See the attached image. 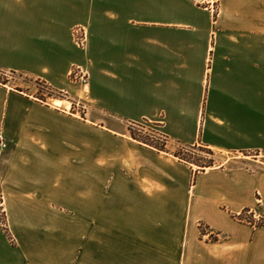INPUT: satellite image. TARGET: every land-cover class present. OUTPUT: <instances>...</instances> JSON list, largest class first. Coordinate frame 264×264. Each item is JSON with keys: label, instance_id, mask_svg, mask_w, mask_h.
<instances>
[{"label": "crops", "instance_id": "obj_1", "mask_svg": "<svg viewBox=\"0 0 264 264\" xmlns=\"http://www.w3.org/2000/svg\"><path fill=\"white\" fill-rule=\"evenodd\" d=\"M213 7L0 0V71L19 76L0 83V264H264V226L234 219H264V0ZM144 123L234 158L197 171L133 139Z\"/></svg>", "mask_w": 264, "mask_h": 264}, {"label": "rangeland", "instance_id": "obj_2", "mask_svg": "<svg viewBox=\"0 0 264 264\" xmlns=\"http://www.w3.org/2000/svg\"><path fill=\"white\" fill-rule=\"evenodd\" d=\"M220 0H213V12L215 13V15L217 14V4ZM76 40V38H75ZM0 79H7V77H10L12 79H19V76L17 75H13V74H5L2 71H0ZM23 80H16L17 82L21 83V82H32V86L33 88L31 89L32 93H35L40 99L46 100L49 97H63L60 93H56L53 92L49 87H47L46 85H44L41 82L38 81H34V80H30L28 78L23 77ZM77 87L81 90L82 87L80 86V84L77 83ZM87 87V86H86ZM87 90L86 88L84 89V92H79L78 96L76 97V99H73L74 102V106L78 111H83V107L86 104V94ZM80 99V101H79ZM71 108V106L69 107ZM132 129V131L134 132L135 136L139 139V140H145L148 141L151 144H154L155 146H162V145H166L168 152H171L172 154H177L180 155L181 158L186 159L188 161H192L197 163L192 164L195 166V168L197 169V171H202L203 169H201L198 165L200 166H204L209 162L213 163V167L212 168H218L221 166H225V165H229V162H231L234 158V155H227V154H220V153H215L213 151V154H209L208 151L206 150H202L199 147L196 148H186V147H181L175 143H170L169 144V140L162 135L161 133H159L155 127L152 124H140L137 126H129V129ZM130 131V130H129ZM251 156H255L257 160L260 161H264V153H253L250 154ZM238 157L243 158V155H237ZM247 156V155H245ZM206 169L209 168H205L204 171ZM2 203V197L0 196V204ZM252 215L247 214L245 216L246 220L251 219ZM255 221H259L258 219L254 218ZM2 224L6 226V220L5 218H3L2 220ZM199 229H200V233H201V237L207 236V240L210 242H217L221 239H224V236H219L218 233L213 232L209 226L205 225L204 223H200L199 224ZM6 230V228H5ZM8 234V232H7ZM215 240V241H214Z\"/></svg>", "mask_w": 264, "mask_h": 264}, {"label": "trees", "instance_id": "obj_3", "mask_svg": "<svg viewBox=\"0 0 264 264\" xmlns=\"http://www.w3.org/2000/svg\"><path fill=\"white\" fill-rule=\"evenodd\" d=\"M0 73H1V72H0ZM0 83H2V84H6V83H7V80H6V79H2V80L0 79ZM137 125H138V124H133L132 126H137ZM129 130H130V133H131V136H132L133 139H135V140H137V141H139V142H141V143H144V144H146V145H148V146H150V147H153V148H155V149H157V150H159V151H162V152H168L166 145L155 146L154 144H151V143H149L148 141H145V140H139V139L135 136V134H134V132L132 131V129L130 128ZM196 147H199V148L202 149V150H206V151H208L209 154H213V151H212L211 149H208V148H205V147H202V146H195V147H189V148H196ZM174 155H175L176 157L180 158L181 160H183V161L189 163V164H195V165L197 164V163H195V162L188 161V160H186V159L181 158L180 155H177V154H174ZM198 166H199L201 169H203L202 171H204L205 168H212V167H213V163H212V162H209V163H207V164L204 165V166H200V165H198ZM249 213H250V211H249V210H246V211H244L240 216H235L234 219L238 220V221L241 222V223H247V224H250L251 226H255V227H263V226H264V219H260V220L257 222V221L254 220V215L251 214V213H250V215H252V216H251V219L246 220V219H245V216H246L247 214H249ZM214 241H215V240H214Z\"/></svg>", "mask_w": 264, "mask_h": 264}, {"label": "built area", "instance_id": "obj_4", "mask_svg": "<svg viewBox=\"0 0 264 264\" xmlns=\"http://www.w3.org/2000/svg\"><path fill=\"white\" fill-rule=\"evenodd\" d=\"M76 43L79 47L83 48L87 41V35L84 30L75 31ZM71 80L82 86L88 85V72L82 68H75L71 73ZM9 149V141L3 133L0 132V154L6 152Z\"/></svg>", "mask_w": 264, "mask_h": 264}, {"label": "bare ground", "instance_id": "obj_5", "mask_svg": "<svg viewBox=\"0 0 264 264\" xmlns=\"http://www.w3.org/2000/svg\"><path fill=\"white\" fill-rule=\"evenodd\" d=\"M63 103H61L60 101H56L55 102V105H57V106H60V105H62ZM68 107H70V105H68Z\"/></svg>", "mask_w": 264, "mask_h": 264}]
</instances>
